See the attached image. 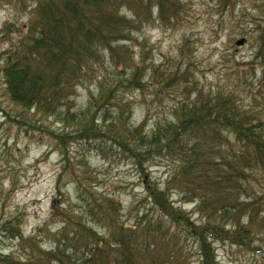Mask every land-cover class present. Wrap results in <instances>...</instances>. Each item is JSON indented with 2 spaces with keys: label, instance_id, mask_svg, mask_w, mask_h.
<instances>
[{
  "label": "trees",
  "instance_id": "obj_1",
  "mask_svg": "<svg viewBox=\"0 0 264 264\" xmlns=\"http://www.w3.org/2000/svg\"><path fill=\"white\" fill-rule=\"evenodd\" d=\"M19 1H33L36 7L16 47L0 57L10 101L46 118L75 124L79 133L91 137L101 133L96 130L101 123L106 136L140 171H145L141 164L153 157L175 164V169L165 191L146 188L158 221L125 220L109 195L97 196L86 189L87 197L82 198L77 184L82 206L76 222L59 212L54 198L51 213L59 218L58 229L51 233L44 226L30 238H19V247L27 254L19 259L0 255V264H188L183 246L190 239L199 245L202 264H212L209 239L250 247L254 237L264 233L262 198L253 190L264 185V112L254 98L264 95V55L261 79L250 90L253 103L245 107L233 92L200 88L187 65L169 70L166 63L153 67L134 62L128 35L151 17L153 0ZM155 1L161 25L177 22L179 0ZM220 1L231 8L237 3ZM259 28L257 41L264 54V25ZM91 83L97 94H90L84 109H74L77 89ZM167 89L179 95L169 120L156 121L145 131L146 115L135 126L133 97L145 102L147 95L156 99ZM171 191L181 203L194 204L199 223L174 206ZM166 218L175 231L163 227Z\"/></svg>",
  "mask_w": 264,
  "mask_h": 264
},
{
  "label": "rangeland",
  "instance_id": "obj_2",
  "mask_svg": "<svg viewBox=\"0 0 264 264\" xmlns=\"http://www.w3.org/2000/svg\"><path fill=\"white\" fill-rule=\"evenodd\" d=\"M155 3L153 0L151 17L144 19L147 22H140L128 35L126 44L134 62L143 61L153 67L166 63L169 70L177 64L187 65L200 88L233 92L238 103L251 106L250 90L261 79L264 55L257 41L259 27L264 25V0H237L233 8L224 6L220 0H179L178 20L171 25L166 21L163 25L159 23ZM35 7L33 1L0 0V57L16 47L25 34L22 31L35 16ZM239 41L243 43L237 45ZM3 67L0 62V73ZM91 93L97 94L94 83L78 88L74 109H84ZM161 94L156 99L147 95L145 102L138 95L133 97L131 121L135 126L146 115L149 120L145 131L156 121L169 120L179 95L169 89ZM254 98L255 105L264 112V95L255 94ZM96 127L101 133L91 137L79 133L75 124L46 118L14 105L0 74V255L24 258L27 253L20 249L19 238H30L44 226L51 233L58 229L59 218L52 217L51 213L54 198L59 212L70 214L76 222L82 206L80 193L86 198V189L97 196L109 195L120 206L125 220L160 219L146 188L158 187L159 191H165L175 164L153 157L141 164L145 171H140L106 136L107 129L99 122ZM59 177L60 196L56 193ZM77 184L81 185V192L77 191ZM253 190L262 198L260 204L264 207V185L254 186ZM171 192L174 206L199 223L194 204L181 203L180 197ZM171 223L166 218L163 227L175 231ZM254 238L250 247L209 239L214 255L212 264H264V233ZM191 241L183 246L189 254L188 264H202L199 245ZM163 253L161 250L160 254Z\"/></svg>",
  "mask_w": 264,
  "mask_h": 264
},
{
  "label": "water",
  "instance_id": "obj_3",
  "mask_svg": "<svg viewBox=\"0 0 264 264\" xmlns=\"http://www.w3.org/2000/svg\"><path fill=\"white\" fill-rule=\"evenodd\" d=\"M243 42L242 41H239L238 43H237V45H241Z\"/></svg>",
  "mask_w": 264,
  "mask_h": 264
}]
</instances>
